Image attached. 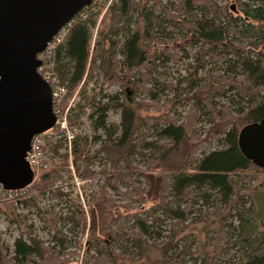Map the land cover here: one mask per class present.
I'll return each mask as SVG.
<instances>
[{
	"label": "trees",
	"instance_id": "16d2710c",
	"mask_svg": "<svg viewBox=\"0 0 264 264\" xmlns=\"http://www.w3.org/2000/svg\"><path fill=\"white\" fill-rule=\"evenodd\" d=\"M158 5V0L142 3L115 0L111 7L112 21L119 16L124 22L125 37L116 46L122 58L118 59L116 52L109 54L113 51L109 49L99 65L95 57L96 50L102 46L101 40L96 42L91 53L95 16L90 13L86 20L82 19L81 14L89 9L83 10L67 27L65 41L55 50V71L67 86L68 97H72L81 85L83 88L85 77L95 72L103 82L111 84L125 85L133 79L134 91L140 88L155 101L159 99V93L146 88V83L158 72L161 57L171 61L175 58L172 51L183 50L186 45L199 48L212 60L232 56L235 61L228 78L206 77L205 84L194 82L191 87L196 98L193 106L198 111L202 107L210 108L209 124L212 126L206 133L211 137L209 141H217L219 147L195 159L189 141L194 125L192 119L177 124L168 113L140 118L133 103L129 100L121 102L119 96L109 99L105 106L95 105L93 109L99 117L97 120H93L94 116L90 118L94 121V129L103 130L106 138H97L101 145L93 157L105 156L110 162L112 176L96 195L90 197L87 213L81 212L83 230L89 237L83 264H264V212L254 207L253 199L247 194L250 187L241 181V174L264 173V169L250 162L239 147L240 131L264 118V0H231L228 5H220L217 0H179L172 3L171 11L164 8L163 17L158 14ZM236 11L241 18L235 16ZM134 12L137 18L133 21ZM181 16L188 33L181 38L174 36L172 31L166 33L164 23L172 22L176 26ZM240 21L242 23L238 24ZM225 86L230 91L235 89L244 102L233 112L229 101V105L222 106L216 113L215 105L208 98L222 93ZM110 110L121 113L119 124L107 125ZM162 123L164 126L158 129ZM152 133L158 141L146 142V137ZM160 141L165 142L160 144ZM75 148L77 159H91L88 141L83 140ZM139 149L158 155L145 174L132 161ZM64 158L68 165V153ZM77 171L82 179L93 176L90 171H82L80 166ZM132 172L145 179V189L142 186L129 191L120 189L132 179ZM52 174L55 170L46 173L35 188L45 192ZM111 190L115 195L109 194ZM147 195L153 201L152 210L145 217L135 215L133 227L125 231L119 198L143 203ZM194 195L203 199L206 205L207 227L216 228L217 238L211 254L208 244L198 245L193 251L191 246H181L177 240L179 233L188 228L187 222L194 213L192 207L183 208L182 205ZM129 203L123 207L128 208ZM159 214L171 222L172 234L163 241L155 231ZM205 219L200 218L199 222H205ZM229 221L233 222L226 226ZM54 239L58 246L49 248L37 238H31L30 242L19 238L11 258L4 254L0 244V264H31L33 258L42 264H63L61 258L69 240L58 232ZM233 248L239 251V260L223 262L222 257ZM152 253H157L158 258L150 260Z\"/></svg>",
	"mask_w": 264,
	"mask_h": 264
},
{
	"label": "rangeland",
	"instance_id": "374dc122",
	"mask_svg": "<svg viewBox=\"0 0 264 264\" xmlns=\"http://www.w3.org/2000/svg\"><path fill=\"white\" fill-rule=\"evenodd\" d=\"M143 1L145 0H136L138 3ZM158 1L157 11L161 17L165 16L164 8L171 11L172 3L179 2V0ZM217 2L220 5H228L231 0H217ZM114 3L115 0H98L95 7L88 8L90 11L81 14L84 20L87 19L90 13L95 16L96 26L92 30L91 53L93 54L98 40H101L102 45L96 50L97 53L95 52L97 65L103 61V57L106 56L105 52L109 49L113 50L109 54H112V52L115 54L116 52L118 59L122 58L120 49L116 46L125 37V32L122 30L124 22L120 21L119 16L115 18V21H112L111 7ZM149 4H151V1ZM234 14L241 18L239 12L236 11ZM136 18V12H134L131 19L134 21ZM182 18L183 16H181L176 26H173L172 22L164 23L165 32L172 31L174 36L180 38L185 36L188 32L184 23H182ZM241 23L242 21L238 24ZM132 28L134 27L132 26ZM67 34L68 30L66 29L61 35V43L65 41ZM112 41H114L113 45ZM111 45L113 48L110 47ZM51 50H53L52 55L39 57L44 63L39 72L44 78H49L51 82L57 79L60 86L65 89V92L60 94L56 106L54 105L58 123L53 130L38 138L39 151L37 152V158L40 166L34 169V183L27 189L10 194H6L0 186V244L3 247L4 254L11 258L14 256L15 242L19 238H23L28 242L31 238H37L46 247L51 248L58 246L54 239L58 232L69 240L65 254L61 258L63 264H83V260L86 258L89 237L88 233H84L83 230L84 221L80 218L81 212L87 213L90 197L96 195L104 182L112 176L109 160L105 156L93 157V154L101 145L97 138L99 136L102 139L106 138L103 130L94 129L93 120H97L99 117L95 114L94 106H105L109 99L119 96L121 102L129 100L133 103L140 118H155L162 113H168V117L174 119L177 124H184L192 119L194 125L189 133V141L195 151L194 158L199 159L202 155L217 149L219 144L214 140L210 142L211 137L206 133L208 128L212 126L209 124L212 118L210 108L206 106L198 111L193 106L196 98L191 87L194 82H199L200 85L205 84L206 77L225 80L231 75L229 70L234 65L235 60L229 55L224 56L222 59L212 60L210 56L200 52L199 48L186 45L183 50L175 49L172 51L171 55H175V58L171 61L167 59L164 61V58L161 57V60L158 61V72L153 74L154 78L151 82L146 83V88L152 89L154 93H159L158 100H151V95L140 88L134 91L133 84L135 81L133 79L125 85L123 83L111 84L103 82L95 72L89 73L85 77L86 82L83 83L85 85L83 88V85H81L72 97H68L69 90L67 86L63 84L60 76L55 71V58L53 57L55 49L52 48ZM233 86L236 87L237 84ZM81 88L84 92L83 96L80 92ZM208 100L215 105V112L218 113L222 106L227 105L229 101L233 112H236L237 105L244 99L237 94L235 89L230 91L225 86L222 93L215 97L212 96ZM91 116H94L93 120L90 118ZM120 122L121 113L110 110L107 125H117ZM162 126H164V123L160 124L158 129H161ZM83 140L88 141L90 144L91 154L89 158L91 159L89 160H85L83 157L77 159L74 155L75 147L80 146ZM145 140L146 142L158 141L155 133H152V136L148 135ZM164 142L160 141V144ZM67 153L69 160L68 165H65L64 155H67ZM156 156L158 155L153 151L139 149L132 161L138 170L145 174L149 170V164ZM79 166L82 171H90L93 176L90 179L79 178L77 175V167ZM51 170H55V174H52L47 190L45 192L38 191L35 186ZM130 174L132 179L128 184L122 185L121 190L129 191L137 186L146 188L145 179L140 174L137 175L133 172ZM241 179L243 185L246 184L250 187L247 194H250V199H253L254 207L264 212V173L248 172L244 175L241 174ZM109 194L111 196L115 195L112 190ZM129 202L119 198L120 212L124 217L121 223L124 225L125 231H129L133 227L135 215L145 217L153 208V201L148 195L143 203ZM128 203L130 204L129 207L124 208L123 205ZM187 205L192 207L194 213L190 221L187 222L186 226L188 228L179 233L177 240H179L181 246L183 244L191 246L193 251L196 250L198 245L208 244V252L211 254L217 235L215 227H207L208 221L204 217L207 210L206 205L203 199L195 195L182 207L185 208ZM159 216L160 221L156 223L155 231L163 241L172 234L170 231L171 222L163 214H159ZM55 218L57 219L56 222L54 221ZM200 218H204L206 221L199 222ZM232 222L229 221L226 226ZM233 224L236 225V223ZM224 246L228 248L226 243ZM150 257V260H154L158 258V254L152 253ZM239 258V251L233 248L228 250L222 260H224L223 262L231 259L238 261ZM31 264L42 263L39 259L33 258Z\"/></svg>",
	"mask_w": 264,
	"mask_h": 264
},
{
	"label": "water",
	"instance_id": "95a60500",
	"mask_svg": "<svg viewBox=\"0 0 264 264\" xmlns=\"http://www.w3.org/2000/svg\"><path fill=\"white\" fill-rule=\"evenodd\" d=\"M92 1L0 0V186L6 192L34 183L27 160L33 139L57 123L53 89L39 72V56ZM239 147L264 169V118L240 131Z\"/></svg>",
	"mask_w": 264,
	"mask_h": 264
},
{
	"label": "built area",
	"instance_id": "2783aa9c",
	"mask_svg": "<svg viewBox=\"0 0 264 264\" xmlns=\"http://www.w3.org/2000/svg\"><path fill=\"white\" fill-rule=\"evenodd\" d=\"M97 2H98V0H93L92 1V5L89 8L95 7ZM66 29H67V27L65 29H63L58 34V36H56L54 38V40L47 47V50L43 54H41L39 57L43 58L44 56L52 55L53 50H51V49L54 48L56 50V48L60 45V43H61L60 42L61 35L66 31ZM54 53H55V51H54ZM53 57H54V54H53ZM43 65H44V63H43ZM42 67L40 69H42ZM44 79L46 81H48L50 83V85L52 86V89H53V100H54V105L56 106L57 101L59 100L60 94L65 92V89L62 86H60V83H59V81L57 79H54L52 82L49 80V78H44ZM58 87H59V89H58ZM57 123H58V118H57ZM57 123H56V125H57ZM51 130H53V129H51ZM51 130H49V131H51ZM42 135H39V136H37V137H35L33 139L32 150L28 153V156H27V160L30 163V165L33 168V170L36 169V168H39V166H40L39 160L37 158V152L39 151V146H38L39 140H38V138L41 137ZM12 192H16V191H7L6 194H10Z\"/></svg>",
	"mask_w": 264,
	"mask_h": 264
}]
</instances>
